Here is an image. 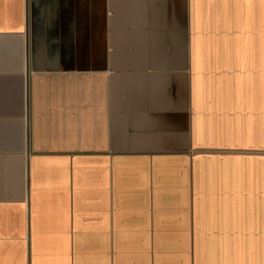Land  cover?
Instances as JSON below:
<instances>
[{
  "label": "crops",
  "instance_id": "crops-1",
  "mask_svg": "<svg viewBox=\"0 0 264 264\" xmlns=\"http://www.w3.org/2000/svg\"><path fill=\"white\" fill-rule=\"evenodd\" d=\"M0 264H264V0H0Z\"/></svg>",
  "mask_w": 264,
  "mask_h": 264
}]
</instances>
